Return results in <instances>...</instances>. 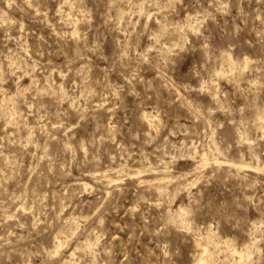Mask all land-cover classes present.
<instances>
[{
  "label": "rangeland",
  "instance_id": "obj_1",
  "mask_svg": "<svg viewBox=\"0 0 264 264\" xmlns=\"http://www.w3.org/2000/svg\"><path fill=\"white\" fill-rule=\"evenodd\" d=\"M204 246L264 264V0H0V264Z\"/></svg>",
  "mask_w": 264,
  "mask_h": 264
},
{
  "label": "bare ground",
  "instance_id": "obj_2",
  "mask_svg": "<svg viewBox=\"0 0 264 264\" xmlns=\"http://www.w3.org/2000/svg\"><path fill=\"white\" fill-rule=\"evenodd\" d=\"M78 27V26H77ZM76 28V27H75ZM76 32V31H75ZM74 37V36H73ZM79 37V36H78ZM77 38V37H76ZM227 57H230V55L228 54L227 55ZM229 59V58H228ZM233 60H235L234 58H232ZM227 60V59H226ZM230 61V60H229ZM229 63V62H228ZM237 63V62H236ZM236 63L235 62H232V61H230V66H231V68L232 69H234L235 68V65H236ZM222 71V70H221ZM220 71V72H221ZM9 95V94H8ZM9 96H11V95H9ZM7 97V96H6ZM10 98V97H9ZM9 98H7V99H9ZM7 103H8V101H7ZM15 109V108H14ZM149 115V114H148ZM147 115V116H148ZM151 115V114H150ZM11 116H12V114H11ZM146 117V116H145ZM13 118V117H12ZM16 118V117H15ZM155 119V118H154ZM10 121H12L13 119H9ZM149 119H147V121H148ZM14 121H15V119H14ZM9 122V121H8ZM13 122V121H12ZM10 123V122H9ZM148 123V122H147ZM150 123V122H149ZM154 123H153V121H152V125H153ZM149 125V124H148ZM155 125H156V123H155ZM155 126H153L152 128H154ZM222 161V160H221ZM235 164V163H234ZM233 164V165H234ZM203 165H204V162H203ZM241 166V165H240ZM243 166V165H242ZM248 168H249V166H247ZM120 168V167H119ZM122 168V167H121ZM245 168H246V166H245ZM250 168H252V167H250ZM261 168V167H260ZM118 169V168H117ZM252 169H254V168H252ZM122 170V169H121ZM260 170V169H259ZM122 173H123V171H121ZM120 172V173H121ZM106 173V172H105ZM110 174V173H109ZM133 174V173H132ZM135 174V173H134ZM139 174V173H138ZM162 176V175H161ZM103 178V177H102ZM166 178V177H165ZM106 180H108V179H106ZM114 180H115V178H114ZM118 180V179H117ZM116 181V180H115ZM115 181H111V182H115ZM110 182V183H111ZM84 183V182H83ZM88 183V182H87ZM112 184V183H111ZM110 184V185H111ZM197 244L198 245H203V243L200 241V240H198L197 241ZM57 245H59V243L57 244ZM61 245V244H60ZM231 245V244H230ZM227 246H228V244H227ZM228 247H230V246H228ZM203 250H204V255L202 256V258H200L199 259V261H198V264H207V262H208V260L212 257V252L210 251V249H209V247L208 246H204L203 247ZM233 250H234V252L236 253V254H239V256L242 258V259H244V258H246V257H248L249 255H250V253L249 252H247V251H243V250H240V249H238L237 247H233ZM232 250V251H233ZM233 252V253H234Z\"/></svg>",
  "mask_w": 264,
  "mask_h": 264
}]
</instances>
